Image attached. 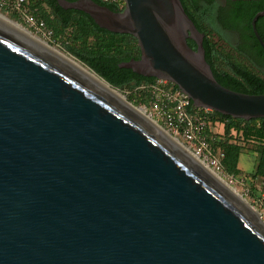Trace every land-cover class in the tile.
I'll return each mask as SVG.
<instances>
[{
  "label": "water",
  "instance_id": "water-1",
  "mask_svg": "<svg viewBox=\"0 0 264 264\" xmlns=\"http://www.w3.org/2000/svg\"><path fill=\"white\" fill-rule=\"evenodd\" d=\"M57 1L137 38L141 57L121 67L198 108L264 117V93L216 79L182 0ZM0 264H264V220L147 119L0 23Z\"/></svg>",
  "mask_w": 264,
  "mask_h": 264
},
{
  "label": "trees",
  "instance_id": "trees-1",
  "mask_svg": "<svg viewBox=\"0 0 264 264\" xmlns=\"http://www.w3.org/2000/svg\"><path fill=\"white\" fill-rule=\"evenodd\" d=\"M29 1L34 14L45 20L47 27L54 30L53 42L61 40L69 54L114 88L129 89L131 93L129 99L134 105L151 106L154 98L152 87L158 78L145 76L131 68L120 66L123 61L141 57L138 40L133 34L103 28L88 13L78 9H65L57 0ZM95 1L114 11L123 10L114 3ZM259 9L260 7L255 8L249 17V29L255 44L253 46L235 45L215 25L202 28L195 22L199 30L205 33L206 60L211 65L216 79L225 87L238 92L264 93V47L253 33L251 25ZM8 13L18 19L16 13ZM263 18L260 17L257 21V29L264 40V31L260 27ZM61 35L63 39H60ZM188 43L193 49H197L194 40L188 39ZM174 87L178 88L176 84ZM192 110H195V107L192 106ZM210 116L212 122L206 135L214 137L218 149L225 153L223 164L226 172L232 176L240 174V156L248 148L258 157V165L253 176L255 179L264 178V117L246 120L214 110ZM217 123L222 124L221 130H218ZM262 191L264 192V185ZM253 194L256 192L253 191Z\"/></svg>",
  "mask_w": 264,
  "mask_h": 264
},
{
  "label": "built area",
  "instance_id": "built-area-1",
  "mask_svg": "<svg viewBox=\"0 0 264 264\" xmlns=\"http://www.w3.org/2000/svg\"><path fill=\"white\" fill-rule=\"evenodd\" d=\"M104 2L114 3L121 9L125 8V0H102ZM29 0H0V9H7L8 12L16 13L18 19L26 24L30 29L49 39L55 38L53 29L47 27L45 20L38 18L30 7ZM63 39V35L59 36ZM61 41V40H60ZM175 84L158 79L153 85L152 91L154 98L151 106L148 108L154 112L158 118V123L172 136L181 141L200 160L211 167L215 172L224 175L225 167L223 159L225 153L220 151L217 141L214 137L206 135L212 122L211 109L198 108L192 105V99ZM192 106L195 110H192ZM222 128L221 123H217ZM258 189L261 193V204L263 206L261 217L264 220V178H257ZM230 182H234L230 179ZM251 188L248 187L247 192Z\"/></svg>",
  "mask_w": 264,
  "mask_h": 264
},
{
  "label": "flooded vegetation",
  "instance_id": "flooded-vegetation-1",
  "mask_svg": "<svg viewBox=\"0 0 264 264\" xmlns=\"http://www.w3.org/2000/svg\"><path fill=\"white\" fill-rule=\"evenodd\" d=\"M182 3L186 12L192 16L191 18L197 22L198 26L207 28L215 25L226 37H233L235 45H255L249 29V17L255 8L260 7L255 15L264 11V0H182ZM260 27L264 31V18L261 19Z\"/></svg>",
  "mask_w": 264,
  "mask_h": 264
},
{
  "label": "bare ground",
  "instance_id": "bare-ground-1",
  "mask_svg": "<svg viewBox=\"0 0 264 264\" xmlns=\"http://www.w3.org/2000/svg\"><path fill=\"white\" fill-rule=\"evenodd\" d=\"M0 23L18 32L19 34L23 35L27 39L33 41L35 44L39 45L41 48L53 54L63 64H65L72 72L82 77L84 80L91 82L92 84L97 86L99 89H101L105 93H108L111 96H114L126 107L132 109L136 114L147 119L150 123H152L155 127H157L162 133H164L168 138H170L176 145H178L179 147L184 149L187 153H189L191 156H193L206 171L212 174L221 184H223L225 187L231 190V192H233L245 205L249 206L252 210L255 211V213H258V211L253 207V205H250V203H248L243 197L237 195V193L232 189V187L228 184V182L222 176H220L218 173L213 171L208 165H206V163H204L196 155H194L188 148H186L184 144H182L180 141L179 142L182 145L178 143L176 141L177 138L175 139L174 136L168 133L155 119H153V117H151L147 112H145L140 107L130 103L116 89H114L113 86H111L108 82H106L103 78H101L94 71H92L88 67H85L76 59L72 58L71 56L63 52L62 50L52 46L47 41L43 40L42 38L32 33L29 29L24 27L22 24L14 21L13 19L9 18L8 16L4 15L1 12H0Z\"/></svg>",
  "mask_w": 264,
  "mask_h": 264
},
{
  "label": "rangeland",
  "instance_id": "rangeland-1",
  "mask_svg": "<svg viewBox=\"0 0 264 264\" xmlns=\"http://www.w3.org/2000/svg\"><path fill=\"white\" fill-rule=\"evenodd\" d=\"M0 12L3 13L4 15L8 16L9 18L13 19L14 21L22 24L24 27H26L27 29H29L32 33H34L35 35H37L38 37L42 38L43 40L47 41L49 44H51L52 46L62 50L63 52H65L66 54H68L69 56H71L72 58L76 59L75 57H73L71 54H69L63 47V44L61 43V41L59 40L58 42H53V39H49L46 38L45 36L36 33L35 31H33L32 29H30L26 24L22 23L19 19L17 18H13L11 16V14H9L7 11H4L3 9H0ZM230 40L231 43L235 44L234 42V38L230 37L228 38ZM77 60V59H76ZM78 61V60H77ZM80 62V61H79ZM81 63V62H80ZM82 65H84L83 63H81ZM85 67H88L86 65H84ZM89 68V67H88ZM90 69V68H89ZM114 87V86H113ZM116 89L123 97H125L130 103L134 104V102H132L129 99L130 96V90L129 89H118V88H114ZM138 107H140L141 109H143L145 112H147L151 117H153V119H155L158 122V118L155 115V113L152 111H150V109H148L149 107H147L146 105H136ZM160 124V123H159ZM162 126V125H161ZM163 127V126H162ZM164 128V127H163ZM165 129V128H164ZM219 130H221V127H219ZM175 138V137H174ZM176 139V138H175ZM176 141L178 143L179 140L176 139ZM182 143V142H181ZM180 143V144H181ZM183 144V143H182ZM181 144V145H182ZM207 165V164H206ZM258 165V157L257 154L253 151H251L250 149H246L242 152L241 156H240V161H239V168H240V174L238 176H232L230 174H228L226 171L224 172V175L222 173H218L220 176H222L227 182L228 184L232 187V189L237 193V195L243 197L248 203H250V205H253V207L258 211V213L261 215L262 214V210H263V206L261 204V193L258 189L257 183H259L258 179H255V177L253 176L255 173V170L257 168ZM211 168V167H210ZM212 169V168H211ZM213 170V169H212ZM214 171V170H213ZM217 173V172H216ZM230 179H232L234 182H230ZM251 188L250 192H247V189ZM253 191L256 192V194H253ZM259 198H256V197ZM259 200V201H258Z\"/></svg>",
  "mask_w": 264,
  "mask_h": 264
}]
</instances>
